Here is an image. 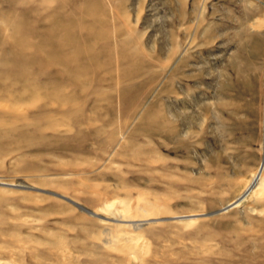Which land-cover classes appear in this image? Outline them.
I'll list each match as a JSON object with an SVG mask.
<instances>
[{"label":"rangeland","instance_id":"1","mask_svg":"<svg viewBox=\"0 0 264 264\" xmlns=\"http://www.w3.org/2000/svg\"><path fill=\"white\" fill-rule=\"evenodd\" d=\"M263 162L264 0H0V264H264Z\"/></svg>","mask_w":264,"mask_h":264},{"label":"water","instance_id":"2","mask_svg":"<svg viewBox=\"0 0 264 264\" xmlns=\"http://www.w3.org/2000/svg\"><path fill=\"white\" fill-rule=\"evenodd\" d=\"M5 186H8V185H5ZM20 186H21V185H20ZM25 188L28 189V190L38 191V192H42V193H45V194L53 195V196H56V197H58V198L64 199V200L70 202L71 204H73L74 206H76L77 208H79L80 210H82V211L88 213L89 215H92V216L97 217V218H99V219L108 220L107 218H105V217H103V216H101V215H98V214H96V213H94V212H92V211H90V210H88V209L82 207V206L79 205L78 203H76V202H74V201H72V200H70V199H68V198H66V197H63V196H61V195H58V194H56V193H51V192H46V191H42V190H37V189L32 188L31 186H26ZM249 192H250V191H249ZM249 192H248V194H249ZM248 194H247V195H248ZM247 195H245L242 199H239L237 203H235V204H233V205H230V206L226 207L223 211H227V210H229V209L235 207V206H236L239 202H241V201H242ZM217 213H218V212H217ZM214 214H216V213H214Z\"/></svg>","mask_w":264,"mask_h":264},{"label":"bare ground","instance_id":"3","mask_svg":"<svg viewBox=\"0 0 264 264\" xmlns=\"http://www.w3.org/2000/svg\"><path fill=\"white\" fill-rule=\"evenodd\" d=\"M263 163H264V162H263ZM19 185H20V184H19ZM17 186H18V185H17ZM17 186H16V187H17ZM20 187H21V186H20ZM72 201H73V200H72ZM234 204H235V203H234ZM232 205H233V204H232ZM229 206H230V205H229ZM227 207H228V206H227ZM235 207H236V206H235ZM93 217H94V216H93ZM181 218H183V217H181Z\"/></svg>","mask_w":264,"mask_h":264}]
</instances>
